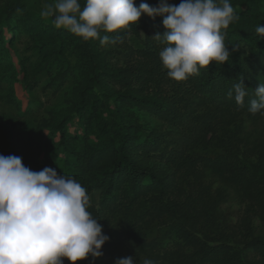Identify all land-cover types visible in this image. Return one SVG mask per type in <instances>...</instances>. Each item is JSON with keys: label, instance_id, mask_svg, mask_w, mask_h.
<instances>
[{"label": "trees", "instance_id": "16d2710c", "mask_svg": "<svg viewBox=\"0 0 264 264\" xmlns=\"http://www.w3.org/2000/svg\"><path fill=\"white\" fill-rule=\"evenodd\" d=\"M142 2L160 0L136 6ZM229 2L238 17L222 30L230 61L177 81L162 65L164 45L152 38L165 31L161 16L142 14L125 29L102 31L116 43L101 46L31 16L25 0H0V69L16 48L24 87L60 98L26 138L4 136L0 117V155L19 156L40 171L58 166L59 149L78 153L86 181H76L110 240L100 261L76 264L128 256L136 264H264V115L248 111L264 82V38L256 33L264 25V0ZM241 77L248 87L243 107L228 96ZM7 101L18 107L13 95ZM76 118L85 135L97 137L81 150L67 132ZM212 146L220 150L215 157L197 152ZM155 223L168 226L163 237L149 236Z\"/></svg>", "mask_w": 264, "mask_h": 264}, {"label": "clouds", "instance_id": "9594fccd", "mask_svg": "<svg viewBox=\"0 0 264 264\" xmlns=\"http://www.w3.org/2000/svg\"><path fill=\"white\" fill-rule=\"evenodd\" d=\"M142 14L163 17V33L152 36L164 45L159 52L167 75L184 81L216 62L230 61L222 30L238 19L229 0H181L179 5L160 0L157 6L136 0H53L40 15L53 17L56 28H64L85 41L98 39L101 46L116 43L101 32H116L140 21ZM264 38V25L256 27ZM243 107L248 87L243 77L228 92ZM248 111L264 115V82L255 89ZM86 189L52 167L33 171L16 155H0V264H72L89 256L103 255L110 240L98 219L87 210ZM114 264H136L134 257L117 258ZM143 264H154L145 259Z\"/></svg>", "mask_w": 264, "mask_h": 264}, {"label": "rangeland", "instance_id": "374dc122", "mask_svg": "<svg viewBox=\"0 0 264 264\" xmlns=\"http://www.w3.org/2000/svg\"><path fill=\"white\" fill-rule=\"evenodd\" d=\"M27 12L35 17L41 18L45 22L51 23L53 26V17L44 18L40 15L44 7L52 3L53 0H25ZM24 43H17L16 47L23 49ZM13 95L18 101V107L12 106L8 103V96ZM60 102V98L53 96L51 91H43L40 87L34 89L31 93L29 92L23 84V71L21 70L18 63V56L16 53V48H10V60L6 61L5 66L0 69V117L4 118L5 126L2 133L7 136L14 133L16 136L26 138L29 133L33 132L34 126L36 125L37 119L41 115H45V110L49 109L51 106H56ZM102 118H107L110 114V108L104 106L101 108ZM12 121H16L17 125L12 128ZM67 132L70 136L76 137L73 141V146H77L79 150L84 148L88 144H95L97 142V137L95 134L85 135L82 126L78 122V118L74 119L67 126ZM3 138V137H2ZM1 138V139H2ZM58 137L55 138V141ZM197 152L200 154H206L211 157H215L220 150L216 147L208 148H198ZM58 157V166L54 169L60 175H64L67 178L74 180L86 181V175L82 174L81 166L77 157L78 153L75 151L67 156L62 149L55 152ZM84 156H81V160ZM43 158V157H42ZM77 165V166H76ZM91 201L93 203H98L100 198V192H93L91 195ZM233 209L238 211V206L236 203L233 205ZM243 210L240 209L238 217L243 215ZM168 230V226L164 224L155 223L149 232L150 237H163L165 232ZM214 237H218V233L211 234ZM242 246V245H241ZM101 257L93 258L89 256L85 260L100 261ZM64 264H70L67 258H63ZM80 261V260H79ZM77 261V262H79Z\"/></svg>", "mask_w": 264, "mask_h": 264}]
</instances>
